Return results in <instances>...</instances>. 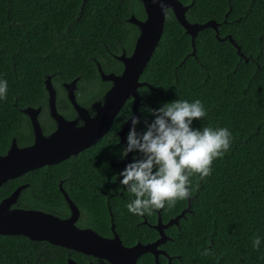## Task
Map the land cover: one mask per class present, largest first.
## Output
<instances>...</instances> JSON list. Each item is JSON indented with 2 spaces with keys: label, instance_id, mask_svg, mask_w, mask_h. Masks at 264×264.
<instances>
[{
  "label": "trees",
  "instance_id": "trees-1",
  "mask_svg": "<svg viewBox=\"0 0 264 264\" xmlns=\"http://www.w3.org/2000/svg\"><path fill=\"white\" fill-rule=\"evenodd\" d=\"M178 1L192 4L187 21L214 20L219 24V37L231 36L244 57H239L228 40L219 41L212 29L197 34L192 56L190 36L168 11L163 34L142 73L141 80L152 88L138 89L143 105L138 109L137 133L145 132L146 122L155 119L150 110L176 100H200L206 115L194 120L192 128H227L232 135L229 150L213 161L210 176L189 177L190 212L178 226L167 229L171 240L165 248L174 256L170 264H264V0ZM82 4L83 0H0V81H7L6 98L0 99V155L6 153L11 139L18 145L24 143L22 134L28 122L22 110L45 108L47 75L55 87L75 78L80 88L99 86L92 58L109 71L115 61L105 47L115 51L116 42L129 36L134 27L125 20L131 14L143 17L139 0H86L80 14ZM129 114L128 103L116 118L117 126ZM116 149L108 150L105 158L117 154L121 159L122 149ZM133 157L143 158L139 152ZM81 160L90 165L88 157ZM128 164L120 167L112 181L102 183L99 191L93 188L100 197L83 196L82 204L90 211L88 226L109 235L110 212L122 243L132 245L150 241L156 233L140 224V215L128 211L135 196L121 184L120 176ZM40 171L29 174L28 196L19 199L17 207L60 211V207H51L56 200L51 184L39 186ZM41 176L48 177V172ZM18 183L15 179L2 185L0 201ZM113 192L108 207L100 204L101 195ZM88 199L98 202L87 206ZM186 207V199L171 208L166 202L161 218L168 221ZM143 216L154 222L156 210ZM257 236L261 243L254 249ZM205 249L212 254L202 255ZM69 252L24 236L0 235V264H66ZM70 257L79 263L86 258L75 252ZM138 264L155 262L145 255ZM159 264L167 261L161 258Z\"/></svg>",
  "mask_w": 264,
  "mask_h": 264
},
{
  "label": "water",
  "instance_id": "water-1",
  "mask_svg": "<svg viewBox=\"0 0 264 264\" xmlns=\"http://www.w3.org/2000/svg\"><path fill=\"white\" fill-rule=\"evenodd\" d=\"M145 20L140 21L131 15L128 22L137 26L139 35L137 37L131 56L122 55L119 60L123 63V71L120 75L104 74L99 68L102 81L111 82V88L101 102L94 105L96 116L88 118L84 109L75 102L73 90L76 88L77 79L65 84L68 98L85 126L75 128V121L68 122L56 111L55 90L50 77L44 81L48 93V106L52 118L57 124V130L50 136L45 137L40 129L37 114L39 108L31 107L22 110L31 122L34 133V144L20 148L16 140L12 139L9 148L4 155H0V187L7 181L16 179L23 173L49 166L78 152L74 149L77 141H82L83 146H89L103 136L111 126V123L121 110L127 98L132 97V115L138 116V108L142 105L138 89L141 87L152 88L146 82H141L140 77L151 59L165 27L166 14L161 11L158 3L153 0H140ZM170 9L175 20L190 36L192 52L195 55L194 39L197 34L205 29H212L219 41L228 40L236 49L239 57L243 58L240 47L233 41L231 36L219 37V24L214 20L205 23H190L186 19V12L192 6L183 5L178 0H163ZM245 62L248 60L245 58ZM139 117V116H138ZM131 127L130 118L119 132L122 145L126 147V132ZM132 153L125 156V162L131 161ZM25 186H18L10 195L0 201V235L24 236L30 241L47 242L51 245L75 251L86 256L99 259L97 264H136L137 259L145 253L157 257L160 251L157 247L169 238L164 234V229L172 225H178L181 218L190 212L192 198H186L187 207L179 215L168 220L166 224L161 223L160 212L157 211V224L153 226L159 234V238L148 244L137 243L134 246H124L119 236L114 233L113 238H103L93 230H81L74 225L77 218V210L71 205L72 215L67 219H60L50 213L35 209H23L14 207L21 190ZM67 264H78L68 259Z\"/></svg>",
  "mask_w": 264,
  "mask_h": 264
},
{
  "label": "flooded vegetation",
  "instance_id": "flooded-vegetation-1",
  "mask_svg": "<svg viewBox=\"0 0 264 264\" xmlns=\"http://www.w3.org/2000/svg\"><path fill=\"white\" fill-rule=\"evenodd\" d=\"M85 2H86V0H83V4L80 7V11H79L80 14L82 12V9H83ZM141 7H142V4H141ZM142 12H143L142 18L136 17L134 14H131V15H134L140 21H144L146 16H145L143 7H142ZM128 19L129 18H127L125 21L134 27L131 30V32L129 33V36H127L126 39L123 41H117L116 42L115 51L109 50L108 47H105V50H106L108 56L111 59H113V61H115L113 66H111V69L109 71H106L105 69L103 70L101 65L97 61H95L94 58H92V60L94 61L95 65H96L99 78H100V72H99L98 66L101 68V70L104 74L120 75L123 71V63H122V61L119 60V58L122 55H124L125 57H129V56H131V54L133 52L137 37L139 35V29L137 26L129 23ZM47 77H50L52 86L55 90V107H56L57 113L59 115H61L68 122L75 121V128L76 129L82 128L83 126H85V123L79 117L78 112L74 109L73 105L70 103L69 98H68V91L64 87V85L70 83L71 81H73L75 79H77L76 88L73 90L74 96H75V102L80 108H82L86 111L88 118H93L96 116V110L94 109V105H96L99 102H101V104H103L104 96L109 91V89L111 88V85H112L111 82L102 81L100 78L101 83L99 86H97L95 88H80L78 86V80L79 79L75 78L69 82L61 83L60 87H55L53 82H52V76L47 75L45 77V79ZM45 79H44V81H45ZM140 81L141 82L143 81V80H141V77H140ZM143 82H145V81H143ZM44 87H45V85H44ZM45 91H46V89H45ZM128 103H129V108H130V114L128 117H126L125 121L120 126H117L116 118H117L118 114L120 113V111L122 110V108L124 107V105H126V104L128 105ZM124 105L122 106L121 110L118 112V114L113 119L111 126L108 129V131L103 136H101V138H99L96 142H94L93 144H91L89 146H84L82 148L83 143H82V141L79 140L76 142V144L74 146V149L76 151L78 150V152H76L75 154H71L67 158L60 160L59 162H57L55 164L27 171V172L23 173L21 176H19L18 178H16L19 183H18V185L15 186L13 191L18 186H25V188H23L21 190L19 197L17 199V203L14 205V207L15 206L17 207L19 199H24L28 196L27 189L31 185V183L28 181L30 179H32V176H30L29 174L32 172L41 170L39 173H37V175L39 176V182H40L39 186L40 187L46 186L45 188H47V186H50V184H51L52 196H53V194H56V200L51 207H60L59 208L60 211H56L54 209L52 213H50V212H47V213H50L53 216L58 217L60 219H67V218L71 217V215H72V210H71V205H72L77 210V218H76V221L74 223L76 228L81 229V230H87V229L93 230L95 233H97L99 236H101L103 238H113L114 233H115L119 236V239L121 240L120 235L115 230V225L112 222L113 217H112L110 212H109V215H110L109 222L111 224L109 227V235H101L93 227L87 225V218L90 215V211H88L86 208H84L85 207L83 205L84 203L82 204V202L84 200L82 198H83V196H88V195H90L89 197H91V198L92 197H100V196H98L97 192L99 191V187H102L104 185L102 183H105L106 180H107V182L112 181L113 176L114 175L116 176V174L118 175V170L120 169V167L122 165H124L126 163H132L133 162L132 157H133L134 152L131 156V161L125 162V155L123 154V149L125 148V146L121 144L120 138H119L120 130L123 128L124 124L128 121V119L133 114V112H132V97L127 98ZM142 105H143V103H142ZM26 108H28V107H26ZM31 108H33V109L39 108V112L37 114V120H38L42 134L45 137L52 135L57 130V124L50 114V110H49V106H48V93H47V91H46L45 108L41 107V106L31 107ZM26 118H27V122H28V125H27L28 129H27V132H23V134H22V137H25L24 143L22 145H18L17 140L15 138H13L16 140V144L20 148L28 147V146H31L32 144H34L33 128H32L30 119L27 116H26ZM140 122H141V120H140ZM128 132H129V130H127V132H126V137H127ZM11 141H12V139H11ZM114 148H117L114 152H118V149H120V148L122 149L121 159H119L120 156L117 154H113V155L110 154L107 156V158H105L104 155L107 153V151L111 150V149L114 150ZM83 157H88V159L90 160L89 166H86L84 163H82L81 159ZM107 166H108V168H107ZM46 172H48V177L43 178L41 175L45 174ZM44 179H46L48 181L46 183H44ZM12 180H15V179H12ZM48 182H50V183H48ZM93 188H98V191L95 192L93 190ZM115 194L116 193L113 192V193H109L107 195H101V197H103V198H101L98 201L100 202V204H104L106 207H108L109 206V201H107L108 198L110 196H114ZM98 201H95L93 199H88L85 202H88L87 206H89V205L95 204V202H98ZM38 204L39 203L37 201L36 205H38ZM23 209H25V208H23ZM28 209H32V208H28ZM35 210H38V209H35ZM158 210H156V217L154 219V222H153L152 218H149V220H148L144 216H140L142 218L140 224H144L149 229L154 230L153 226L155 224H157V220H158V214H157ZM40 211H43V210H40ZM43 212H46V211H43ZM160 218H161V212H160ZM167 222L168 221H163L161 218L162 224H166ZM172 226H178V225H172ZM169 227H171V226H169ZM168 228L164 229V234L169 239L157 247V250L160 251L158 253L157 257H155L154 255H152L150 253H145V254H142L137 259L136 264H138L139 260L142 257H144L145 255H151L155 264H159V260L161 258L165 259L167 261V264L171 263L174 256H170L168 254L166 248H165L166 243L171 240V238L167 234ZM154 231L156 233L155 238L150 240V241H145L144 243L137 241L132 245H125L123 243L122 244L124 246L131 247L137 243H142V244L152 243L159 238L158 232L156 230H154ZM60 248H62V247H60ZM68 251H70V252L68 254V258L66 259V264H67L68 259H71L78 264H97L100 261L99 259L93 258L91 256H86V255H83L81 253L71 251V250H68ZM72 252L78 253V254L86 257L85 262L79 263L78 261H76L75 259L70 257V255H72Z\"/></svg>",
  "mask_w": 264,
  "mask_h": 264
},
{
  "label": "clouds",
  "instance_id": "clouds-1",
  "mask_svg": "<svg viewBox=\"0 0 264 264\" xmlns=\"http://www.w3.org/2000/svg\"><path fill=\"white\" fill-rule=\"evenodd\" d=\"M163 13L170 9L163 0L158 3ZM7 81H0V99L6 98ZM155 119L147 124V130L137 133L140 118L131 115V127L126 137L123 154L139 152L142 159L133 157L120 173L121 184L134 194L127 205L130 213L143 216L162 209L167 202L171 208L178 200L191 195L189 177L198 174L200 179L210 176L213 161L229 150L232 135L227 128L202 130L192 128L194 120H201L206 112L200 100L188 102L176 100L159 109L150 110ZM261 240L257 236L253 248L258 249ZM212 253L205 249L202 255Z\"/></svg>",
  "mask_w": 264,
  "mask_h": 264
}]
</instances>
